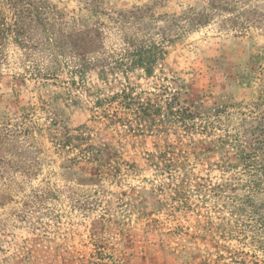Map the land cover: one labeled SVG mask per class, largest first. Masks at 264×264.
Instances as JSON below:
<instances>
[{"label":"rangeland","instance_id":"obj_1","mask_svg":"<svg viewBox=\"0 0 264 264\" xmlns=\"http://www.w3.org/2000/svg\"><path fill=\"white\" fill-rule=\"evenodd\" d=\"M0 31V264H264V0H0Z\"/></svg>","mask_w":264,"mask_h":264},{"label":"trees","instance_id":"obj_2","mask_svg":"<svg viewBox=\"0 0 264 264\" xmlns=\"http://www.w3.org/2000/svg\"><path fill=\"white\" fill-rule=\"evenodd\" d=\"M3 26V25H2ZM4 27V26H3ZM3 27H1L3 29ZM0 33H2L0 31ZM10 120L3 118L0 120V146L6 143L7 137L10 135L11 130ZM256 144L259 143L258 138H254ZM242 147V146H240ZM241 158L246 159L247 155L243 150H239ZM247 165V164H245ZM12 166L10 160L0 157V191L6 190L12 186L14 183L13 178L10 176V170ZM254 170V168L252 169ZM255 172L247 173V179L244 184L239 185L240 189H244L246 194L243 195V201L241 204L243 206L250 205V213L247 215L250 221L251 227L258 233H262L264 230V202H262L258 197L264 194V169L259 168L254 170ZM256 199V201H255Z\"/></svg>","mask_w":264,"mask_h":264}]
</instances>
